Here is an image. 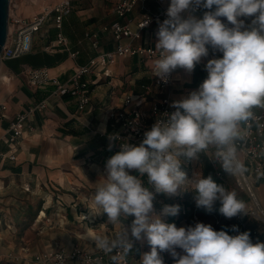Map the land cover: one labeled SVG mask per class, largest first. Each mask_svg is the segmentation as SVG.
I'll return each mask as SVG.
<instances>
[{"label": "clouds", "instance_id": "9594fccd", "mask_svg": "<svg viewBox=\"0 0 264 264\" xmlns=\"http://www.w3.org/2000/svg\"><path fill=\"white\" fill-rule=\"evenodd\" d=\"M200 8L207 10L202 18L195 15ZM166 16L156 32L155 77L167 83L178 68L191 73L209 55V48L223 55L207 61V78L198 89L173 101L175 111L158 119L139 146L120 143V150L107 159L106 176L96 183L94 214L106 213L108 223L122 227L114 239L98 237L97 246L106 253L119 249L127 255L143 234L151 250L139 264H164L160 255L164 251L175 264H264V243H253L247 231L231 236L202 222L179 228L165 223L162 217L177 215L180 206L164 205L157 213L154 192L141 179L146 175L155 193L169 197L193 191L196 207L208 213L217 201L226 218L245 213L236 192L217 184L211 175L188 179L181 170V157L198 159L214 146L227 174L242 169L234 144L240 124L253 117L254 108H264V0H170ZM248 17L251 24L242 19ZM118 139L109 136V150ZM129 216L134 219L125 227L121 218ZM232 231L238 232V227Z\"/></svg>", "mask_w": 264, "mask_h": 264}, {"label": "crops", "instance_id": "0c3cea01", "mask_svg": "<svg viewBox=\"0 0 264 264\" xmlns=\"http://www.w3.org/2000/svg\"><path fill=\"white\" fill-rule=\"evenodd\" d=\"M62 1H70L72 5L61 29L69 41L70 52L62 47L47 48L59 32L52 16L35 34L32 52L4 61L0 68V103L7 107L0 114V153L8 150L5 136L15 114L27 112L40 102L47 103L46 110L37 111L29 118L17 160L0 157V264H44L36 262L35 255L59 247L70 249L73 245H80L87 249L99 248L97 238L91 237L89 231L94 227L105 228L108 216L106 213L94 214L97 209L93 197L96 183L106 176L107 159L119 151L116 142H111L109 150L110 140L103 135L111 131L108 113L111 108L120 106L124 94H144V86L151 83V62L145 63L135 57L121 59L113 68L112 77L99 79L92 87L91 105L83 112L78 111L72 96L54 95L53 84L32 86L28 74L32 70L47 69L50 77L64 83L76 74L77 66L87 64L99 51L115 47L113 36L105 32L104 27L116 20L114 7L118 0H11L10 15L30 19ZM169 4L170 0L149 1L155 12L167 9ZM205 11L203 9L195 15L202 18ZM140 12L137 8L129 17L134 28ZM220 19L228 23L226 18ZM242 19L251 24V17ZM158 27L159 24L145 31L142 38L134 42L135 45L155 47ZM93 34L99 37L97 49L92 45ZM75 52L79 53L77 58L71 57L70 53ZM209 53L212 58H222L223 55L211 48ZM206 63L202 58L191 73L178 68L175 82L168 90L171 103L198 89L206 79L204 76L208 75ZM160 97L158 89L153 86L144 105L145 110ZM260 109L254 108L255 111ZM181 170L186 174L189 172L185 167ZM129 174L139 175L135 170H129ZM261 185L264 187V180H261ZM258 191L263 197L260 185ZM185 192L191 190H181L176 196L182 197ZM81 206L85 207L79 215ZM74 220L83 224L74 229L71 225ZM197 222L211 224L212 227L215 224L210 216L194 221L193 226ZM86 228L89 238H86ZM259 232L260 242L264 243V229ZM142 241H136L141 255L151 250Z\"/></svg>", "mask_w": 264, "mask_h": 264}, {"label": "built area", "instance_id": "2783aa9c", "mask_svg": "<svg viewBox=\"0 0 264 264\" xmlns=\"http://www.w3.org/2000/svg\"><path fill=\"white\" fill-rule=\"evenodd\" d=\"M150 0H118L114 7L116 20L104 27V31L110 33L115 40V47L111 50L99 51L85 65H79L76 68V74L67 82H60L58 79L52 78L47 69H35L29 74V83L32 86H45L49 83L55 86L54 95L64 97L72 96L77 102L78 111H85L90 107L92 102L91 92L92 87L96 85L99 79H108L113 75V68L119 60L129 57H135L142 62H151L150 74L151 83L145 85L146 93L124 94L119 107L111 108L108 113V123L111 131L103 133L104 136H118L119 139L113 142L117 143L120 150V143H129L134 146H139L143 141L144 133L151 129L152 125L158 120L163 119L164 114L175 111L171 107V98L168 95V90L175 82V74L178 69L171 73L168 82L161 81L153 75V67L155 60L159 57V52L154 46L135 45V41L140 40L145 31L153 26L162 23L166 18L167 9L161 11H153L149 5ZM159 2V0H153ZM140 9V19L132 25L129 19L130 15L135 10ZM72 11L70 1H62L52 9H46L44 12L34 15L30 19H21L19 17H9V31L4 50L1 55L2 62L18 59L26 54H30L33 50L34 36L40 32L46 23L54 16L55 26L59 30L57 38L47 48L54 50L63 48L69 50V41L62 33V23L64 17ZM202 8L195 13H201ZM187 17V12L184 14ZM99 37L97 34L92 35V45L94 48L99 47ZM78 52L70 53V56L77 58ZM111 83V82H109ZM155 86L161 95L160 99L153 100L149 109L145 110L144 105L148 101V94L151 93L152 87ZM7 107L0 103V114L6 111ZM47 109L46 101L34 105L27 112H18L11 120L6 131L5 141L8 145V150L5 153H0L3 160L16 161L17 153L24 137L27 128V122L33 113ZM253 117L243 123L239 137L234 144L236 151L242 153L243 162L241 163L245 177L252 179L255 189H258V180H264V108L260 111L253 109ZM33 130V128H31ZM223 161L216 157L212 162L216 175L224 179V170L222 168ZM146 187L154 192L153 200L154 210L157 202H159V194L147 183V176L141 177ZM240 183V182H239ZM241 185V184H240ZM242 189L249 195L243 187ZM252 199V198H251ZM253 211V210H252ZM246 213V214H245ZM240 213L234 217L239 234L249 232L253 243L260 242V233L257 229L249 228V223L246 219L247 212ZM253 214V212H252ZM254 215V214H253ZM255 216V215H254ZM213 219L216 225H219L223 220L222 214H213ZM199 220L197 214L194 215V221ZM256 220L260 219L256 217ZM124 255L121 250L114 249L110 253L104 250L87 249L80 245H73L70 249L59 247L56 249L44 251L35 255L36 262L44 264H139V260L134 259L132 251ZM163 259V255H161Z\"/></svg>", "mask_w": 264, "mask_h": 264}, {"label": "rangeland", "instance_id": "374dc122", "mask_svg": "<svg viewBox=\"0 0 264 264\" xmlns=\"http://www.w3.org/2000/svg\"><path fill=\"white\" fill-rule=\"evenodd\" d=\"M204 77L207 78V74ZM216 152H217V149L214 146H211L206 151V153H200L198 159L189 160L187 158L181 157V161H182L181 167H185L186 169H189V172L187 174V175H189V179L194 178V176L196 174H202V176H203V162H202L201 156H205L212 163V162L215 161V159L217 157L216 156ZM224 175H225L224 176V180H225V186L224 187L226 189H228L229 191L236 192L238 199L244 202V204H245L244 211L247 212L246 219L249 222V224L250 223H253L259 230L264 229V221H263L262 217L259 215V213H257L258 211L256 210V208L254 206L253 199H251L252 197H249L246 194V192H244V190L242 189L243 184H242L241 179L238 176L237 172L235 174H227L224 171ZM257 184L260 185L261 191L263 192L262 195L264 197V187L261 185V180H258L257 181ZM187 194L188 193L185 192L182 197H180V196H172V197H169L166 194H163L162 193L163 201L161 200V202H163V204H161L162 206H160V204H159L160 207L159 206H157V207L155 206L156 212L157 213H160L162 211V208H163L164 205H178L180 203H186ZM263 197H262V202L264 204ZM216 203H219V201H217ZM81 207H82V209H80L78 207L79 208L78 209L79 215H81V212H83V210H84L83 208L85 206H81ZM252 212H253V214L255 216L252 214ZM256 217L259 218L260 220L257 221L256 220ZM233 218H227V219H231L232 220ZM133 219H134V216H129V217L126 218V220H128V223H123V222L122 223L124 224L125 227H128V226L131 225V222H132ZM162 219L164 220L165 223H170L171 219H173L175 221V225L178 228L179 227H189V226H193V223H194L193 222V219H191L190 216L183 214L180 210H179V213L177 215L173 216V218H171V216H164V217H162ZM102 220H104V218H102ZM121 221H123V220H121ZM213 221L215 223V220L214 219H213ZM74 222H75V220H74ZM74 222L71 224V225H73L72 227L74 229L75 228H78L79 225L83 224V222H81V221H79V222L76 221L75 223ZM105 223H106L105 224V228L100 227L99 229H96L94 227V229H93L94 231L92 230V234H90V231H89V235L91 237H95V238H98L99 237V238H105V239H109V240L114 239L117 236V234L120 232L122 225L121 224H111V223H108V217H107V219H105ZM215 225H216V223L214 224V226ZM87 230L88 229L86 228L85 229V232ZM87 234H88V232H86V238L87 237L89 238V236ZM141 239L143 240L142 243H144V245L146 244L147 247H150L151 248V246L147 242V238L143 234H142V238ZM136 241H139V240H134L133 241L134 248H133V251H132L133 252L132 253V256H133L134 259H137V260L140 261L141 260V257H142V255H141L142 252H141L140 247L138 249L136 248ZM145 241L147 243H145ZM141 245H143V244H141ZM145 250H146V247H145ZM177 251L181 255L184 254L181 249H177ZM163 253H165L164 256H163L164 264H175V260L173 259V257L167 251H164ZM160 255H163V254L160 253Z\"/></svg>", "mask_w": 264, "mask_h": 264}, {"label": "trees", "instance_id": "16d2710c", "mask_svg": "<svg viewBox=\"0 0 264 264\" xmlns=\"http://www.w3.org/2000/svg\"><path fill=\"white\" fill-rule=\"evenodd\" d=\"M201 158H202V162H203V177L206 178L207 176L211 175L213 180L217 184L225 186V180L219 178V176L216 175V172H215V170L213 168L212 163L205 156H201ZM194 195H195V193L193 191L189 192L187 194L186 203L178 204L180 206V211L183 214L190 216L191 219H193V222H194V215L195 214L198 215L199 219L201 217H205V216L212 217L213 214H219L218 209L220 207V203H216L214 205L213 211L211 213H208L204 209L196 207L195 201H194ZM161 200L163 201L162 193L159 194V202L156 203L157 206H159V204H160V206H162L161 204H163V202H161ZM171 218H173V216H171ZM121 220H123L122 221L123 223H128V220H126L124 218H121ZM170 223H174L175 224V221L173 219H171ZM233 226H236L234 218L231 220V219H227L226 217H223L222 222L219 225H215L213 227V229L216 230V231L223 230V231H226L229 235L235 236L236 235L235 232L232 231V227ZM249 228L250 229L255 228V229L258 230V228L253 223L249 224Z\"/></svg>", "mask_w": 264, "mask_h": 264}, {"label": "bare ground", "instance_id": "6f19581e", "mask_svg": "<svg viewBox=\"0 0 264 264\" xmlns=\"http://www.w3.org/2000/svg\"><path fill=\"white\" fill-rule=\"evenodd\" d=\"M204 60L207 62L209 59H213L209 53L207 57H203ZM235 159L238 161L240 164L243 162V156L242 153L237 152L235 153ZM238 176L241 179V182L243 184V187L249 192L250 196L253 199L254 206L256 210L258 211L259 215L262 217L264 220V204L262 202L261 197L259 196V192L257 189H255L251 178H247L243 175V172L240 170L237 172ZM90 234H92V231H90Z\"/></svg>", "mask_w": 264, "mask_h": 264}, {"label": "water", "instance_id": "95a60500", "mask_svg": "<svg viewBox=\"0 0 264 264\" xmlns=\"http://www.w3.org/2000/svg\"><path fill=\"white\" fill-rule=\"evenodd\" d=\"M11 0H0V68L2 64L1 55L8 40L9 17ZM245 175L243 169H241Z\"/></svg>", "mask_w": 264, "mask_h": 264}]
</instances>
